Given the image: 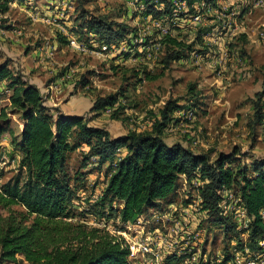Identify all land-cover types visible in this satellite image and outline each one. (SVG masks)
Returning <instances> with one entry per match:
<instances>
[{
	"label": "rangeland",
	"instance_id": "374dc122",
	"mask_svg": "<svg viewBox=\"0 0 264 264\" xmlns=\"http://www.w3.org/2000/svg\"><path fill=\"white\" fill-rule=\"evenodd\" d=\"M179 2L171 0L167 14L152 19L147 13L150 5L164 10L157 0H36L25 14L11 9L0 17V64L8 53L13 60L21 58V65H11V71L21 70L43 87L49 107L59 114L81 115L111 137L151 132L167 101L177 100L191 110L187 118L174 113L177 122L172 121L173 128L163 139L208 154L211 161L219 154H231L249 175L255 161L264 160V0H216L192 14ZM92 18L112 24L121 34L106 51L101 50L103 40L87 27ZM69 40L85 51L72 49ZM174 41L185 49L167 63ZM7 85L4 81L0 86V114H7L0 121V157L4 159L0 186L18 173L16 143L23 127L20 116L10 114ZM110 95L117 96V104L90 111L96 99ZM123 154L119 152L115 159ZM109 167V163L99 165L84 145L69 155L68 175L76 195L72 205L76 219L70 222L105 227L126 244L125 227L112 224V219L107 225L95 221H106L109 213L107 206H97ZM197 187L196 180L180 177L172 203L160 204L143 217L149 222L141 225L144 232L160 235L151 246L153 253L162 255L160 264H221L229 257L226 264L247 260L250 252H241L238 246V241L246 242L247 233L241 234L244 220L236 192H218L222 215L236 230L224 236L213 217L199 211ZM12 209L24 212L19 206ZM85 210L91 213L83 221ZM160 213L165 217H159ZM261 215L264 223V209ZM237 234L241 235L237 238ZM168 245H174L173 256ZM13 264L26 263L17 257Z\"/></svg>",
	"mask_w": 264,
	"mask_h": 264
},
{
	"label": "trees",
	"instance_id": "16d2710c",
	"mask_svg": "<svg viewBox=\"0 0 264 264\" xmlns=\"http://www.w3.org/2000/svg\"><path fill=\"white\" fill-rule=\"evenodd\" d=\"M13 1L0 0V17L9 12ZM16 1L20 5L25 0ZM157 1L164 10L150 5L147 13L152 19L167 14L171 4V0ZM183 1L192 14L197 7L216 0ZM86 24L90 33L105 44L121 38L119 31L105 21L92 18ZM172 45L175 50L167 56V63L176 60L185 49L176 41ZM11 65L16 66L9 59L0 64V83L8 81L9 111L20 116L23 127L16 143L18 173L0 186L1 263H16L18 257L26 264H130L129 250L121 237L104 231L105 227L88 228L70 222L76 219L72 209L76 195L68 175L69 155L81 145L89 148L99 165H110L97 203L101 209L107 206L109 213L106 221L95 219L99 224L107 225L112 219V224L123 227L137 222L148 211L159 209L160 204L169 205L180 177H184L188 182L196 180L199 209L213 217V224L221 228L224 236L229 230H236L228 217L220 214L218 192H236L249 219L248 227L241 231L242 236L247 233V240L238 241L239 251L246 248L252 254L259 249L258 243L264 239L260 217L264 209V160L255 161L248 175V169L236 163L231 154H219L211 161L208 154L192 152L181 143H167L163 135L173 128L174 113L187 116L191 110L177 100L167 101L151 132L111 137L107 130L92 126L81 115H63L49 107L43 87L26 78L21 70L11 71ZM192 90L189 86L188 91ZM117 102L116 95L98 98L90 111L101 112ZM6 115L2 111L0 121ZM261 119V115L257 116L258 123ZM119 152L124 154L115 159ZM14 206L22 207L24 212L16 213ZM90 213H81L83 221ZM229 260L230 257L225 258L221 264Z\"/></svg>",
	"mask_w": 264,
	"mask_h": 264
},
{
	"label": "built area",
	"instance_id": "2783aa9c",
	"mask_svg": "<svg viewBox=\"0 0 264 264\" xmlns=\"http://www.w3.org/2000/svg\"><path fill=\"white\" fill-rule=\"evenodd\" d=\"M179 1H180L179 4L181 5V7L184 8L185 10H187L185 2L183 0H179ZM33 4H34V2H32L28 5H26V4H24V5H26L28 7V10H29L31 8L30 6ZM13 5H19V4L17 3L16 0H14L10 4V6H13ZM36 15H38V14L36 13ZM111 44H113V43H111ZM111 44H105L103 41V46L101 47V50L106 51L108 49V47H110ZM69 46L75 50H80L83 52L85 51L74 40H69ZM49 88L51 89V87H49ZM5 93H8V90H5ZM7 101H9V100H7ZM181 116L187 118V116L184 115V113H181ZM2 158L3 157H0V165H1V163L4 164V159H2ZM196 185L198 186L197 183H196ZM219 207H220V214H223V211L221 210L220 204H219ZM239 209H240L241 218L244 220L243 228L246 229L248 227L249 219L246 215L245 210L242 207H240ZM154 210H156V209H154ZM194 211H196V210H194ZM163 215L164 214L160 213L159 217L160 216L162 218L165 217ZM143 217H144V215L141 216L137 220V222H135L133 224L128 223V224L123 225V227H125L126 230L129 232V233L124 235L126 238V246L128 247V250H129L128 260L130 262H136V261L141 260L142 263H146V262L150 261L149 264L163 263V258H162V255L160 254V252L155 251L153 253V249L151 248V246L156 245V239H160V237H159L160 235L157 233V231H154L153 233H149L147 231L144 232L143 227L141 225L144 223L146 225H148L149 222L146 221V219H144ZM260 217H262L261 212H260ZM142 221H144V222L142 223ZM194 238H196V237H194ZM173 244H174V242H173ZM172 246H173V248H172ZM172 246L168 245V248L170 250L169 254H173L171 252H174V245H172ZM258 246H259V249L252 254L248 253L247 249H244L245 252L248 253V254H246L248 256V258H247V260H245V261H247L245 264H264V243L259 242ZM154 250H155V248H154ZM193 260H194V258H193ZM245 261L241 262L240 260L235 259L233 263L234 264H244Z\"/></svg>",
	"mask_w": 264,
	"mask_h": 264
},
{
	"label": "crops",
	"instance_id": "0c3cea01",
	"mask_svg": "<svg viewBox=\"0 0 264 264\" xmlns=\"http://www.w3.org/2000/svg\"><path fill=\"white\" fill-rule=\"evenodd\" d=\"M35 1H36V0H25L23 4L10 6V10H9V11H11V9H14V10H15V9H18L19 13L21 12L20 14H23L24 12L27 13L26 10H28V7H27L26 5H28V4L32 3V2H35ZM24 4H26V5H24ZM22 12H23V13H22ZM8 13H9V12H8ZM8 13H7V14H8ZM25 13H24V14H25ZM7 14H6V15H7ZM12 34H13V33H12ZM11 36L15 37V34H13V35H11ZM10 38H11V37H10ZM11 39H12V38H11ZM5 52H6V51H5ZM6 58H8L9 60H13V59H12V54H11V53H8L7 56H6ZM13 61H15V63H14V62L12 63V64H14V65H16L17 62H18L16 59H14ZM2 63H3V62H2ZM3 84H5V83H3ZM0 86H2V83H0ZM21 129H22V128L20 127L19 132L21 131ZM163 256H164V255H163Z\"/></svg>",
	"mask_w": 264,
	"mask_h": 264
}]
</instances>
